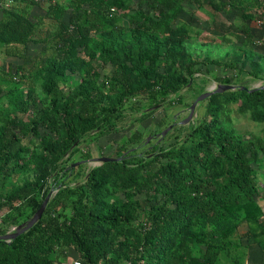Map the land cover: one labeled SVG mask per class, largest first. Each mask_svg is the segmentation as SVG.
I'll return each instance as SVG.
<instances>
[{
  "label": "trees",
  "instance_id": "obj_1",
  "mask_svg": "<svg viewBox=\"0 0 264 264\" xmlns=\"http://www.w3.org/2000/svg\"><path fill=\"white\" fill-rule=\"evenodd\" d=\"M7 1L0 0V48L16 55V46L37 43L38 26L20 7L36 2L10 0L5 7ZM210 2L246 23L243 57L233 50L225 67L239 64L264 78V57L255 53L247 24L264 14V0ZM187 3L141 0L142 8L130 13L134 0H71L68 22L61 2L50 6L56 33L54 54L41 69L44 96L13 95L14 110L1 118L0 183L33 178L5 194L0 186V211L7 209L0 235L30 220L60 189L33 228L0 242V264H63L72 253L82 264H241L236 236L245 223L264 252V138H246L230 124L237 103L240 114L264 125L262 89L213 94L204 100L208 117L185 138L176 123V140L167 146L172 130L154 144L137 131L119 147L121 161L87 173L71 163L74 147L87 137L118 133L129 106L147 114L194 88L191 80L205 62L189 50L195 36L180 22ZM105 67L112 73L102 78ZM158 124L161 131L169 125Z\"/></svg>",
  "mask_w": 264,
  "mask_h": 264
},
{
  "label": "rangeland",
  "instance_id": "obj_2",
  "mask_svg": "<svg viewBox=\"0 0 264 264\" xmlns=\"http://www.w3.org/2000/svg\"><path fill=\"white\" fill-rule=\"evenodd\" d=\"M55 2H61L63 6H65L67 14L65 16L66 22L70 20V17L73 13L71 8V0H54ZM53 1V3H54ZM141 0H134V4L129 10L130 13L136 12L141 7V4L138 5V2ZM190 1V2H189ZM193 0H188V3L185 6V11L181 16L180 22L184 24H188L191 26V32L195 36L194 40H191L188 43L189 50L195 54L200 55L204 58V66H201L199 72L194 75V78L191 80L192 87L191 90L185 88L183 91L184 98L180 101H176L175 104L165 103L160 105V107L154 108L152 110H148L147 114L134 113L131 110V106L126 110V121L121 125L122 129L118 133H113L107 136L99 137L95 139L94 136L87 137L80 145L74 147L75 154L72 157L71 163L82 162V171L87 173L91 168L94 167L93 159L110 156V157H118L121 153L119 152V147L128 142V139L133 135V133L137 131H141L145 139L148 140L149 137L156 136L161 133V128L159 127V122L161 120H166L169 125L173 123H178L177 127L181 128L182 131L181 136L183 138L191 131V128L194 125L199 124L203 119L208 117L207 115V101H202L198 108L196 109V115L194 120L188 124H180V122L184 121L190 114V106L194 103V101L205 92L212 90L218 84H227L226 80L230 81V84L238 85V86H246L250 89L256 88L264 85L263 77H254L248 70H241L238 62L235 63V67H225L230 61L225 56H228V52L231 51V47H240V39L234 38L232 42L233 45H229L227 42H223L221 40H215L213 35L211 36V28L208 24L207 18L211 15L212 9L216 8L212 5L210 0H200V7H196L192 4ZM216 3H222V0H214ZM195 4V3H194ZM14 7V6H13ZM47 6L45 7V11H47ZM235 11L232 10L231 13L216 10V13L220 14V24L219 30L222 32L224 29V25L226 24L224 21L223 15L233 14ZM227 13V14H224ZM226 16V17H227ZM236 16V15H235ZM32 17V15H31ZM210 18V17H209ZM228 18V17H227ZM32 19V18H31ZM32 20H35L34 18ZM41 22V23H40ZM40 24L36 21L38 25V29H40V36L47 39V37L53 38L56 33V27L53 24L54 20L52 17L45 15L40 19ZM128 22L125 21L127 25ZM200 35V37L198 36ZM212 39V40H211ZM214 39V40H213ZM211 41V42H210ZM52 44L49 42L32 45L28 47V52L32 54L31 57H27L25 61H23V68L18 69L17 66L11 65V61L16 60L14 57L11 61L10 57H7L5 54V47L0 48V88L3 93L0 94V124L1 118L4 116L5 109H9L10 111L14 110V101L13 95H22L23 97H31V94L36 96L38 99H41L43 95L42 84L44 80V72L41 70L43 63L51 58ZM233 47V49H234ZM240 49V48H239ZM237 52L234 50L233 52ZM264 63V61H263ZM230 66V65H229ZM23 69V70H22ZM23 72V73H22ZM112 69L111 67H105L102 69V78L111 75ZM19 80H16L15 78ZM102 80V79H101ZM72 81L70 85H73ZM69 85V87H70ZM15 86L20 87V92L11 93L10 89ZM69 87H63L65 91L69 90ZM29 97V98H30ZM15 102V101H14ZM17 102H15L16 104ZM231 125L236 130V132L246 138H249L253 135L264 138V125L254 122L249 115H243L238 112V104H231ZM145 109V108H144ZM146 110V109H145ZM24 120L32 117L30 114H24ZM140 117L141 120L137 121L136 119ZM181 126V127H180ZM166 127V128H167ZM165 130V129H164ZM178 134V131L172 130L171 135L169 136L168 142L165 146L176 140L175 135ZM156 138H151L148 141V144L157 143ZM144 147L141 151L144 150ZM264 173V167L259 169V174L262 175ZM33 175L25 174L20 178L14 181L1 182L0 186L2 189L1 194H5L4 192L10 191L12 187L16 184H22L26 179H32ZM264 207V201L261 202ZM7 210V209H3ZM236 238L239 240L241 244L240 254H242V262L241 264H264V252L260 249V247L252 240V238L248 235V225L247 223L243 224L238 232ZM76 258V254L72 253L67 260H63V264H71L73 259ZM76 261V260H75ZM60 262V261H59ZM228 264V263H226Z\"/></svg>",
  "mask_w": 264,
  "mask_h": 264
},
{
  "label": "crops",
  "instance_id": "obj_3",
  "mask_svg": "<svg viewBox=\"0 0 264 264\" xmlns=\"http://www.w3.org/2000/svg\"><path fill=\"white\" fill-rule=\"evenodd\" d=\"M225 3L230 2L231 0H222ZM190 2V1H189ZM193 5H195L196 7H200V0H193L191 1ZM195 3V4H194ZM53 4V1L51 0H47L46 2H44L43 4H28V5H22L20 6L23 9L27 10V14L30 16V18H34L35 20H32L34 23H36V21L39 23L40 19L42 17H45V15H48V11L50 9V6ZM47 6V11H45V7ZM4 11L2 10V8L0 7V20H2L4 18ZM211 12V15L208 16L207 21L208 24L211 26V36L213 35V38H220L221 41H223L224 43L227 42L229 43L230 47L232 44L234 38L236 39V37H238L237 39H240L241 41V45H240V49H233V47L230 48L231 51L228 52V56H225V58L229 57L228 60H232L234 59L235 55H233L231 52L233 50H237V52L239 53L240 58H242V49L241 47L244 45L246 37H245V32H244V27H246V23L243 20V18L240 15H237L234 13V16H232L233 14H228V18L224 16V19L222 21H224L226 24L224 25V29H222L223 31L221 32L219 30V24L221 23L219 18H220V14L216 13V10L213 8ZM227 14V13H224ZM32 15V17H31ZM236 15V16H235ZM210 17V18H209ZM259 18H254L253 20H250L247 22L248 27L250 28V32L251 35L254 39V41L257 44V48L255 49V53L259 54L260 56L264 57V25H259L257 20ZM41 23V22H40ZM39 23V24H40ZM38 26V25H37ZM40 31V29H38V32ZM40 32L37 35V37H35V39L37 40V43L34 44H30L28 46H16L17 47V54L16 55H7V57H10L11 59H9L8 61H11L14 57H16V60L14 58V60H12L11 65H15L17 66L18 69L23 68L21 65L25 64L23 63V61H25L27 59V57H31L32 54H30V52H28V47L32 46V45H37V44H42L44 42L48 43L51 45V40L52 38L50 37H46L43 38L40 36ZM218 39V40H220ZM237 48V47H236ZM53 51V50H52ZM52 56V54H51ZM141 132V131H140ZM7 213L6 210H1L0 211V223L2 222V219L4 218L5 214ZM15 227H11L10 230L8 232H11Z\"/></svg>",
  "mask_w": 264,
  "mask_h": 264
},
{
  "label": "water",
  "instance_id": "obj_4",
  "mask_svg": "<svg viewBox=\"0 0 264 264\" xmlns=\"http://www.w3.org/2000/svg\"><path fill=\"white\" fill-rule=\"evenodd\" d=\"M247 90L249 92H252L254 90H264V85L256 87V88H247L244 86H238L233 84H218L216 85L212 90L205 92L204 94L200 95L194 103L190 106V114L189 116L180 124H188L194 120L196 115V109L198 108L199 104L206 100L207 98L211 97L215 93H223L227 91H236V90ZM157 108V107H154ZM153 108L149 109L152 110ZM176 123L171 124L169 127H167L165 130H163L161 133L157 134V137H159V140H162L174 127ZM152 137H149L148 141ZM122 157H110V156H104L100 158L93 159L94 161V167L101 166L108 162H115V161H121ZM85 161L74 163L73 166H78ZM60 187L58 189H52V191L49 193V195L46 197L44 203L42 204L41 208L36 212V214L27 222L20 224L19 226H16L11 232H8L4 235H0V242L5 241L8 243H11L14 239H16L18 236L28 232L31 228H33L42 218L44 215L46 208L51 200V198L59 191Z\"/></svg>",
  "mask_w": 264,
  "mask_h": 264
},
{
  "label": "built area",
  "instance_id": "obj_5",
  "mask_svg": "<svg viewBox=\"0 0 264 264\" xmlns=\"http://www.w3.org/2000/svg\"><path fill=\"white\" fill-rule=\"evenodd\" d=\"M36 3H39V4H43L44 2H46L47 0H34ZM14 3H13V1H7L6 3H5V7H12V5H13ZM257 22H258V24L259 25H264V14L263 15H261V16H259V19L257 20ZM15 79H17V77L15 78ZM73 264H82V262H81V260H76V261H73Z\"/></svg>",
  "mask_w": 264,
  "mask_h": 264
},
{
  "label": "flooded vegetation",
  "instance_id": "obj_6",
  "mask_svg": "<svg viewBox=\"0 0 264 264\" xmlns=\"http://www.w3.org/2000/svg\"><path fill=\"white\" fill-rule=\"evenodd\" d=\"M157 137V135L156 136H152V138H156Z\"/></svg>",
  "mask_w": 264,
  "mask_h": 264
}]
</instances>
